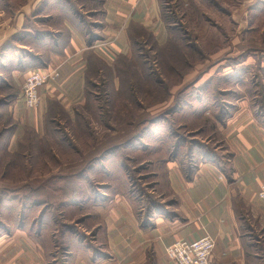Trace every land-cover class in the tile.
Instances as JSON below:
<instances>
[{"label":"rangeland","instance_id":"1","mask_svg":"<svg viewBox=\"0 0 264 264\" xmlns=\"http://www.w3.org/2000/svg\"><path fill=\"white\" fill-rule=\"evenodd\" d=\"M254 1L257 3L251 4L252 0H158L165 39L157 25L150 29L144 27L141 35L127 28L131 58L120 55L114 61L113 72L104 67L99 76L95 67L89 75L91 82L86 84V102L78 107L75 122L66 123L65 129V125L46 116V122L37 132L31 127L19 129L18 154L10 155L0 148V197H6L5 206L0 205V226L4 221L13 222L22 204V224L43 227L39 234L41 241L48 247L58 244L57 256L66 258L63 232L67 229L74 228L72 232L80 239L81 234L88 242L93 239L92 233L84 234L93 224L83 214L95 204L89 201L91 197L99 193L109 196L104 203L113 195L126 200L133 198L134 206L142 208L141 201L153 192L151 181L155 170L150 165L176 158L182 139L187 143L193 140L202 145H217L220 150L222 144L212 116L196 118L195 114L215 108L217 111L222 98L228 95L207 84L201 89L194 88V83L202 80L223 84L220 73L231 68L233 76H239L240 81L243 76L245 79L242 92L234 91L235 95L247 96L252 105L256 100L264 101V69L261 68L264 66V0ZM0 2L29 3L30 7L36 0ZM99 2L73 0L70 13L55 8L41 11L40 15L53 17L40 16L42 20L38 22H30L26 17L29 9L24 8L23 22L28 24L25 29L29 33L24 39L28 44L24 49L42 52L30 36L35 30H63L64 17L70 21L77 19L75 11L90 21L87 10ZM91 30L93 26L88 25V32ZM170 35L177 37L176 46H169ZM25 52L28 54L24 50V55ZM36 69L30 67L24 73L27 75ZM142 70L151 74L149 78ZM26 75L18 83L10 72H0V128L10 124V112L5 106L16 94L21 97ZM230 80L239 79L231 77ZM199 98L205 100L206 106L199 104ZM60 116L66 118L64 114L56 117ZM128 140L130 143L126 144ZM33 197L36 203L32 202ZM9 209L11 213L2 212Z\"/></svg>","mask_w":264,"mask_h":264},{"label":"crops","instance_id":"2","mask_svg":"<svg viewBox=\"0 0 264 264\" xmlns=\"http://www.w3.org/2000/svg\"><path fill=\"white\" fill-rule=\"evenodd\" d=\"M72 1L36 0L30 7L29 3L0 2V72H10L20 83L26 72L15 66L28 55L36 58L35 67L47 75L37 106L25 107L19 94L5 106L10 112V124L0 128V148L7 154L20 152L16 135L22 127L35 128L37 132L46 116L65 125V129L66 123L75 122L78 107L86 102V82H91L89 75L95 67L99 76L104 67L113 72L114 61L120 55L131 58L127 28L134 32L157 25L164 33L158 0H100L87 10L90 21L75 11L77 19L64 17V31L35 30L30 36L42 52L24 49L28 46L24 39L29 35L25 29L28 24L23 22L24 8L29 9L27 19L38 22L42 20L40 16L53 17L40 15L41 11L55 8L70 13ZM88 25L93 26L91 32ZM24 50L28 54L24 55ZM230 70L220 73L223 84L202 80L194 83V88L207 84L228 95L222 98L218 112L212 108L214 111L195 114L196 118L212 116L222 144L220 150L217 145L204 146L193 140L189 144L182 139L176 158L150 165L155 170L153 192L141 199L143 209L134 206L133 198L113 195L104 203L109 196L99 193L91 197L89 201L95 204L83 214L93 224L84 234L92 233L93 239L88 242L82 234L80 239L70 227V231L63 232V259L57 256L58 244L52 242L54 246L48 247L41 241L43 227L22 224L21 204L22 210H16L14 221H4L0 226V264H172L165 255L168 245L180 239L192 241L204 234L215 241L211 264H264V201L258 197L264 182V101L256 100L252 105L247 96L235 95L234 91L242 92L245 79L243 76L240 81ZM231 77L239 80L232 81ZM197 101L206 106L203 98ZM59 114L66 118L56 117ZM129 143L128 140L126 144ZM5 198L1 195L0 205L5 206ZM2 212L11 213L12 209Z\"/></svg>","mask_w":264,"mask_h":264},{"label":"built area","instance_id":"3","mask_svg":"<svg viewBox=\"0 0 264 264\" xmlns=\"http://www.w3.org/2000/svg\"><path fill=\"white\" fill-rule=\"evenodd\" d=\"M47 75L39 69L29 72L24 78L21 98L24 104L33 108L40 101L39 89L44 84ZM258 197L264 201V182L261 184ZM215 246L214 239L208 234L189 241L180 239L165 248V255L174 264H211L210 257Z\"/></svg>","mask_w":264,"mask_h":264},{"label":"trees","instance_id":"4","mask_svg":"<svg viewBox=\"0 0 264 264\" xmlns=\"http://www.w3.org/2000/svg\"><path fill=\"white\" fill-rule=\"evenodd\" d=\"M162 0H160V2H161ZM135 31H137L138 32V35H141V33H143V31L144 30H142V29H136ZM176 40H177V37H173L172 35H170V38H169V46L171 45H175L176 46ZM134 44H136V42H134ZM191 48L193 47L194 48V46H190ZM192 48V49H193ZM127 62V64L128 63H130V62H128V60H126ZM131 64V63H130ZM37 64H36V58H34V57H31V56H28L27 55V57L25 58H22L21 59V62L18 64V65H16L15 67L17 68V69H20V70H26L27 68H30V67H35ZM142 65H144V64H142ZM129 66H131V65H129ZM142 68V67H141ZM142 72L144 73V70H142ZM145 73H147L148 74V78H149V75H151L149 72H145ZM145 73H144V75H145ZM88 80H87V82H86V84H88Z\"/></svg>","mask_w":264,"mask_h":264}]
</instances>
